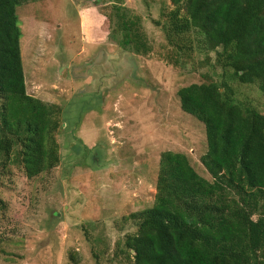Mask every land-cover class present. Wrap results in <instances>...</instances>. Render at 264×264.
<instances>
[{
  "label": "rangeland",
  "instance_id": "rangeland-1",
  "mask_svg": "<svg viewBox=\"0 0 264 264\" xmlns=\"http://www.w3.org/2000/svg\"><path fill=\"white\" fill-rule=\"evenodd\" d=\"M113 3L141 18L149 55L119 44ZM172 9L171 0L18 8L27 93L62 110L60 163L34 179L0 168V264H134L125 240L138 228L129 217L154 205L162 153L187 155L212 181L201 163L205 126L182 110L178 92L221 83L223 70L211 51L178 58L162 31ZM225 80L238 103L264 115L257 83L244 85L231 70Z\"/></svg>",
  "mask_w": 264,
  "mask_h": 264
},
{
  "label": "trees",
  "instance_id": "trees-1",
  "mask_svg": "<svg viewBox=\"0 0 264 264\" xmlns=\"http://www.w3.org/2000/svg\"><path fill=\"white\" fill-rule=\"evenodd\" d=\"M27 1L0 0V168L17 166L34 179L60 163L62 110L27 93L17 14ZM171 4L162 31L178 58L193 48L211 51L223 70L221 83L178 92L182 110L205 126L201 163L212 181L187 155L162 153L154 205L129 217L138 229L126 237V258L134 264H264V115L238 103L225 80L231 70L264 95V0ZM111 6L119 44L149 55L141 18Z\"/></svg>",
  "mask_w": 264,
  "mask_h": 264
},
{
  "label": "crops",
  "instance_id": "crops-1",
  "mask_svg": "<svg viewBox=\"0 0 264 264\" xmlns=\"http://www.w3.org/2000/svg\"><path fill=\"white\" fill-rule=\"evenodd\" d=\"M92 10H94V9H93V8H91V9H90V11H92ZM102 18L104 19L105 17H102Z\"/></svg>",
  "mask_w": 264,
  "mask_h": 264
}]
</instances>
